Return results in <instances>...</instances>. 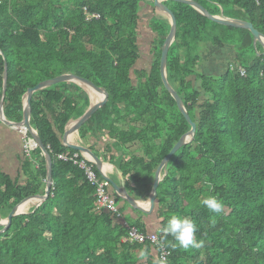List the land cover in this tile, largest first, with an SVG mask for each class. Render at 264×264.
Listing matches in <instances>:
<instances>
[{
  "label": "trees",
  "instance_id": "16d2710c",
  "mask_svg": "<svg viewBox=\"0 0 264 264\" xmlns=\"http://www.w3.org/2000/svg\"><path fill=\"white\" fill-rule=\"evenodd\" d=\"M191 1L213 16L249 22L264 34V0ZM143 3L153 7L146 0H0V103L6 62L4 109L13 122L22 120L28 89L41 82L74 74L104 87L108 104L81 134L99 138L107 131L119 152L137 143L132 153L141 156L123 172H137L136 167L151 182L158 165L191 125L162 80L169 17L154 13L149 22L155 35L153 60L148 70L136 69ZM164 4L178 23L167 78L197 132L166 168L168 174L157 189L158 214L164 218L162 225L171 214L192 219L198 228L195 238L203 247L172 248L171 236L165 238L159 231L157 235L171 252L170 264H264V46L255 43L249 31L214 23L192 6L167 0ZM86 8L100 19L88 22ZM208 46L228 47L234 53L233 63L229 61L221 75L198 72ZM90 106L88 90L77 83L33 94L30 123L52 159V189L37 209L14 217L0 233V264H143L142 251H147L149 264H158L150 261L149 244L123 242L127 230L96 208V189L85 171L58 159L79 153L65 147L61 137ZM23 167L31 176L25 187L0 167V223L23 200L44 193L46 162L40 149L25 157ZM209 194L223 201L224 214L215 215L202 206L200 201ZM137 227L146 232L141 224Z\"/></svg>",
  "mask_w": 264,
  "mask_h": 264
},
{
  "label": "water",
  "instance_id": "95a60500",
  "mask_svg": "<svg viewBox=\"0 0 264 264\" xmlns=\"http://www.w3.org/2000/svg\"><path fill=\"white\" fill-rule=\"evenodd\" d=\"M146 1H152L153 2V7L156 9V11L165 13L169 18H170V23H171V32L166 38L165 44L162 49V57H161V75H162V80L167 89L170 91V94L172 97L175 99V101L178 104V108L180 109L181 113L184 115L188 123L191 125V130L184 135L180 141L175 145V147L172 149V151L168 154V156L162 161L161 164L156 169L155 172V177H154V183H153V188L151 191L150 199H149V210H144L142 209L131 196L127 193L125 188H119L118 185H116L110 178L106 177L111 184L113 185V189L117 193V196L124 202L130 204L133 208L136 210L143 211L147 214L151 213L155 206H156V200H157V189L159 183L162 181V172L165 168H167L170 160L172 157L185 145L191 143L194 138L195 134L197 132V124L192 121L185 104L182 100V98L179 96L177 90L173 88V86L169 83L168 78H167V62H168V55L170 48L172 44L176 40V35H177V18L173 11L164 4L165 0H146ZM171 2H176V3H183L187 4L189 6H192L195 8L198 12L203 14L204 16L208 17L210 21L217 23L219 25H223L226 27H231V28H236V29H243L249 31L252 36H254L255 43H261L264 46V34H262L260 31H258L254 25H252L249 22L243 21V20H237V19H229L224 16H213L209 13L207 9H205L202 5H200L196 1H191V0H167ZM2 54V52H0ZM8 64L6 62L5 64V76H4V86H3V96L2 100L0 103V120L2 122V125L5 127H12V128H25L27 132L30 134L32 138V142L34 143L35 148H39L40 151L42 152V155L45 158L46 162V191L44 196H37L34 198L30 199H38L40 200V203H43L46 201L51 192V187H52V159L50 155L47 152V149L44 147L42 141L40 140L37 132L33 129L31 126L30 120H31V107H30V101L32 99L33 94L39 90H44L46 88L52 87L57 84L61 83H77L80 86L84 87L87 86L91 88L94 92H97V94L103 96L101 101H98L97 103H92L88 111L84 114L82 118H80L77 121H74L70 123L68 126H66V130L64 132V135L62 137V144L65 147H68L74 151L84 153L86 156L90 157L95 163L97 169L101 172L103 169V162L99 159V157L94 154L90 149L79 145V144H72L69 141V137L75 134L80 133L84 125L87 124V122L100 110H102L109 101V92L104 88V87H98L95 85L93 82L80 77L78 75L74 74H65L58 76L56 78L44 81L39 83L33 88L28 89L25 95V103H24V115H23V120L19 123H12L8 121L5 117L4 114V99L8 87ZM84 84V85H83ZM86 88V87H84ZM87 89V88H86ZM88 90V89H87ZM90 90V89H89ZM168 172L166 171L165 175H167ZM29 198L23 200L21 204L24 202L30 200ZM17 206L9 215V218L7 219V225L4 226V230L1 231L0 233H4L12 224L13 218L20 215L18 212V208L21 206ZM39 205V204H38ZM0 226H2V222L0 223Z\"/></svg>",
  "mask_w": 264,
  "mask_h": 264
},
{
  "label": "crops",
  "instance_id": "0c3cea01",
  "mask_svg": "<svg viewBox=\"0 0 264 264\" xmlns=\"http://www.w3.org/2000/svg\"><path fill=\"white\" fill-rule=\"evenodd\" d=\"M88 92H89V95L91 98V104L97 103L98 101L94 100V97L90 94L89 90H88ZM25 95H24L23 101H22V104H23L22 114L23 115H24ZM2 96H3V94H2ZM4 114H5V109H4ZM23 115H22V120H23ZM5 117H6V115H5ZM6 119H7V117H6ZM8 121H10V120H8ZM10 122L19 123V122H13V121H10ZM119 129H120L119 127H116V131H118ZM65 130H66V128H65ZM22 136L23 135L20 133L19 129L12 128V127H5L4 125H2V122L0 120V167H1L2 171L5 174H7L8 176H10L12 179H14V180L19 179V181H20L19 184L21 185V187H25L26 183L31 179V176L28 175L29 173H24V167L23 166L25 163V156L22 153V140H21ZM27 136H24V137H27ZM27 140H28V143L31 144V142H29L28 137H27ZM69 141L72 144L82 145V146L90 149L94 154H96L99 157V159L103 162L102 172L108 178H110L116 185H118L119 188H125V190L131 196V198H133L134 201L142 209L147 210V211L149 210V199H150L151 191L153 188L156 170L154 172V176H153L151 182H149V179L146 177V174H144V177H143L141 174V173H143V171L140 169H137L135 166H133V167H135L134 169L137 172L133 171L128 175H125L123 172V170H126V167H128L129 164H131V163L134 164V158L135 157L139 158L141 156L140 153H132L138 149V147H137L138 144L133 145V147L126 148L125 152H122V151L119 152L116 149H114L116 140L112 139L109 136V133L107 131L104 132V134L102 136H100L99 138H95L93 133H89V135L86 138H84L81 134V131H80V133L70 136ZM75 154H80L83 157L85 155L84 153H81V152L75 153ZM68 156L71 157L73 155H68ZM147 161L145 163H148ZM34 163H35V161H34ZM120 167H122V169ZM35 169H37V167ZM134 173L140 174V175H136L134 178L133 177ZM165 173H166V168L162 172V177H161L162 181L164 179ZM85 176H86V174H85ZM86 178H87V176H86ZM87 180H88V178H87ZM159 184H161V183H159ZM92 187H93V185H92ZM45 191H46V181H45L44 193H43V195H40V196H44ZM148 191H149V193H148ZM113 195L120 200V202L118 201L119 207L121 208L122 213H123V218L119 219V220H115V224L121 223L123 225V223L127 222L130 225L137 227V223H138V224H141L145 228L146 232L158 233V231H159L158 229L162 226L164 218H162L161 215L158 214V202H157V200H156V206H155L154 210L151 213L147 214L143 211L136 210L130 204L122 201L117 196V193L115 192V190L113 192ZM95 197H96V195H95ZM32 198H34V197H32ZM30 200H32V199H30ZM28 201H26V202H28ZM41 204L42 203H40V202H39V205H38V203H36V204L27 203L25 213H20V215H25L31 211H34ZM96 208L98 209L97 205H96ZM150 255L152 256V258H150V261H155L156 260L155 250L150 249ZM142 262H143V264H149L147 257L143 258Z\"/></svg>",
  "mask_w": 264,
  "mask_h": 264
},
{
  "label": "built area",
  "instance_id": "2783aa9c",
  "mask_svg": "<svg viewBox=\"0 0 264 264\" xmlns=\"http://www.w3.org/2000/svg\"><path fill=\"white\" fill-rule=\"evenodd\" d=\"M85 15L88 22L100 19V15L89 13L87 8L85 9ZM232 68L235 69L234 67ZM237 71L241 76L245 75V71L241 67H238ZM25 148L27 157H29L30 151L33 149L27 146H25ZM58 159L61 161L74 162L85 171L89 182L96 188V205L99 210L113 215V217L117 220L123 218V213L119 207L118 201L113 195L111 182L103 177L104 174L102 177L98 175L95 170V163L92 160L85 156L84 159H82L80 154H74L71 157L63 154L59 155ZM122 226L128 232V235L124 238L123 242L136 243L140 245L149 244L150 247L156 251L157 263L158 261L163 260L164 264H170L169 257L171 252L167 249L165 242L159 238L157 233L143 232L138 227L132 226L127 222L123 223Z\"/></svg>",
  "mask_w": 264,
  "mask_h": 264
},
{
  "label": "rangeland",
  "instance_id": "374dc122",
  "mask_svg": "<svg viewBox=\"0 0 264 264\" xmlns=\"http://www.w3.org/2000/svg\"><path fill=\"white\" fill-rule=\"evenodd\" d=\"M140 13H141V20L139 24L138 37H139V47L141 50V59L138 62L136 69L148 70L153 60V55H151V50H152V43L155 38V35L149 29V22L153 18L154 13H157L156 15L159 14L163 17H166L167 15L165 13L161 14L162 12L156 11L154 7L145 3L142 4ZM202 56L204 62L201 66L198 67V72L208 75L223 74L226 71L227 63L229 61L233 63L234 60V53L231 50V48L228 47L223 49H217L215 47L208 46V50H206V52H204ZM231 65L234 66V64ZM21 140H22V153L26 157L27 154H26L25 146L28 147L27 145L28 140L27 137L24 136H22ZM135 145H137V143ZM1 222L2 224H5V220H2ZM123 240L124 238L122 239V241Z\"/></svg>",
  "mask_w": 264,
  "mask_h": 264
},
{
  "label": "clouds",
  "instance_id": "9594fccd",
  "mask_svg": "<svg viewBox=\"0 0 264 264\" xmlns=\"http://www.w3.org/2000/svg\"><path fill=\"white\" fill-rule=\"evenodd\" d=\"M28 136L31 138L30 134ZM36 149H39V148H35L34 147V149L30 151L29 157L26 156V158H30L31 152L36 150ZM84 156L88 157L86 155H84ZM88 158L90 160H92L90 157H88ZM95 167H96V163H95ZM100 173L103 176L104 173L102 171ZM103 177L105 179H107L106 178L107 176L105 174H104ZM51 189H52V187H51ZM112 192H114L113 185H112ZM116 199H117V197H116ZM117 201H118V199H117ZM200 203L210 213H213L215 215L224 214L225 205H224L223 201L218 199L215 195L209 194V195L205 196L200 201ZM118 204H119V202H118ZM212 223H215L214 219L212 220ZM5 225H7V220H5V224H2L3 227ZM158 230H159V232L162 233V235L165 238L168 237V236L172 237V239L174 241V243H172L170 245L172 248L179 247L181 249L188 250L189 248H200V247H203V241L202 240H197L195 238V234L198 231L196 223L192 219H190V218H188L186 216H181V215H178V214H171L167 218L166 222ZM140 255H141L142 258H146L148 253H147V251H142L140 253ZM158 264H164V261L160 260V261H158Z\"/></svg>",
  "mask_w": 264,
  "mask_h": 264
},
{
  "label": "bare ground",
  "instance_id": "6f19581e",
  "mask_svg": "<svg viewBox=\"0 0 264 264\" xmlns=\"http://www.w3.org/2000/svg\"><path fill=\"white\" fill-rule=\"evenodd\" d=\"M84 87H86L88 90L90 89L89 90L90 91V94L94 97V100L95 101H101L102 100L103 96L97 94V92H94L91 88H89L87 86H84ZM17 129H19L20 133L23 134V136H27V134H29L25 128H17ZM28 147L31 148V149H34L35 146L32 143L31 144L28 143ZM39 202H40V200L32 199V200H29L28 202H24L23 204H21V206L26 205L27 203H34V204L38 203L39 204ZM19 208H18V212L19 213H25L26 207L21 208V209H19Z\"/></svg>",
  "mask_w": 264,
  "mask_h": 264
}]
</instances>
